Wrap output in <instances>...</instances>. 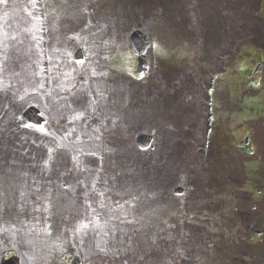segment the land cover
I'll list each match as a JSON object with an SVG mask.
<instances>
[{"label":"rangeland","instance_id":"374dc122","mask_svg":"<svg viewBox=\"0 0 264 264\" xmlns=\"http://www.w3.org/2000/svg\"><path fill=\"white\" fill-rule=\"evenodd\" d=\"M157 1L44 0L47 5L44 6L46 14L50 19L48 22L41 16L38 0H7L6 4H0V14L1 11H7L10 2L14 8L19 6L14 14L20 10L23 12L21 19L17 15L6 18L5 14L0 20V106L5 102H10L14 107H21L23 103H35L48 118L50 125L55 124L56 129L58 126L59 130L63 121L68 123L67 126H61V133L65 138L63 144L69 151L73 172L78 170V173L77 180H72L74 183L64 195L71 197L66 200L74 202L72 197H75L77 203L84 207V200L91 191L96 195L100 192L101 195L116 188L120 195H126V204H129L130 193L136 197L134 202L139 201V196L142 197V203L145 201L144 197H149L151 204H158L163 212L174 208L175 211L172 212L180 214L179 221L173 222L171 231L175 237L166 233L156 241L151 236L133 233V228L127 227L131 220L123 207L106 203L102 206L105 209L102 214L106 216V221H112L118 226L119 233L115 226L106 224V221L102 225L97 221L96 229L91 230L89 237L82 242L84 232L82 227L77 228L76 223L65 221L66 224L59 223L55 229L53 225L47 224L40 227L32 219L25 218L29 212L32 216L33 209H38L35 197L40 193H47L48 184L59 182L60 186V181L64 183L58 176L68 171L66 161H62V169L58 171L57 177L53 175L51 178L53 182L47 180L48 184H41L40 179L36 180L38 183L28 184L36 179L33 173L25 179L19 173L11 174L6 183L0 182V219L6 215L5 210H8L13 218L5 221L15 220L16 223L8 222L0 226V248L9 246L17 254L21 264H57L64 252L89 264H143V260L146 264H264V184L254 182L248 185L247 190L244 188L246 176L250 179L254 177L251 174L256 169V165L253 166L255 163L260 168L257 176L264 180V56L258 73L253 78L256 83L253 87L259 88V91L248 94L258 102L260 117H240L245 126L239 133L248 137L255 153L253 156L239 155L236 180H232L231 175L228 177L224 169L223 186L209 184L208 176L201 171V154L194 153L193 150L191 155L185 157L178 156L179 152L175 153L177 168H181V163L185 161L192 165H185L179 171L175 169L173 175L169 172L159 175L153 169L167 153L169 138L173 132L180 133L182 126H189V122L181 123L187 119V95L196 90L203 92L207 76L219 72L222 66L230 71L240 60L239 57L244 55L242 51L238 52L236 44L248 43L245 47H258L264 55V22L260 21L264 17V10H259V0H164L174 4L176 11L168 16L166 22H158L153 13ZM91 16L95 17V21L91 20ZM136 26L152 41L165 45L172 41L177 45L176 48L181 46L182 49L177 51H188L187 56L184 52L178 57L175 55V71H171L173 66L167 60L163 65V72L170 73L166 78L172 80L175 95L171 92L166 98L155 100L152 89L157 75L150 67L138 82L142 83L141 86L131 80L129 85L125 84L126 78H113L116 74L110 73L106 68L110 52L116 48L117 52L124 50L128 31ZM44 27L51 36L50 58L47 60L51 65L48 70L49 75L51 74V91L47 93L44 87V55L42 56ZM217 37L218 41L211 40ZM236 40L238 41L235 42ZM179 42L182 43L178 45ZM185 42L190 44L191 50L186 48ZM78 47L84 52L85 62L67 64V57ZM229 57L234 59L224 60ZM58 69L63 71L58 72ZM193 80L197 81L198 87L193 84ZM101 85L105 89L99 91L97 87ZM159 85L162 89L164 81L160 80ZM110 88L120 90L109 92L106 101H99L97 93L105 94ZM125 88L128 90L126 95L121 91ZM216 90L221 91L222 96L218 99V111L227 115L226 85L218 86ZM196 98L203 100V96L202 99ZM94 103L89 108V104ZM192 108L195 109V106ZM159 109L161 118L155 112ZM197 111L200 118L193 146L198 143L200 135L202 102L197 103ZM175 113L182 120H177ZM81 123H89V127L83 130ZM50 125L46 131L45 128L32 130L37 146L39 141L36 140L44 132L51 137ZM153 129L159 148L143 154L137 153L132 142L133 135L138 132L151 133ZM92 137L97 138V142ZM75 138L80 139L79 144L75 145ZM54 143L57 145L56 149L61 148L59 141ZM108 144L114 148H107ZM16 149L23 153L27 151L21 146ZM66 155L68 156L67 152ZM50 158L51 152L48 154L49 166ZM140 158L144 161L141 171L137 168ZM250 162H254L253 167L249 166ZM27 163L33 172L39 164L36 154L32 153V162ZM82 170L86 180L81 178ZM188 178L194 179L195 191L189 195L174 197L163 204L166 197L171 195V188L175 185L183 187ZM82 184H93L94 187L90 186L88 189ZM204 189L215 190L217 196L225 195V202L214 206L207 204L208 202L198 205L196 200H201ZM258 189L260 193L256 194ZM91 195L94 200L97 198ZM214 196L215 193L208 194L205 200L215 201ZM252 198H255L254 201H250ZM228 199L233 210L229 214H223L222 207L228 205ZM95 201L99 202L98 199ZM252 202L254 209L250 207ZM188 216H191L190 220ZM18 218L21 219L17 221ZM141 218L143 214L138 213L137 220L140 221ZM163 220L167 228H170L167 225L168 217ZM212 224L219 234L207 248L209 226ZM256 232L261 234L256 235ZM92 234L102 240L96 237L92 239ZM119 234H123V238ZM118 236L124 242L123 245H110L109 242L117 244ZM104 241L108 243L107 247ZM150 242L154 244L153 248L150 247Z\"/></svg>","mask_w":264,"mask_h":264},{"label":"water","instance_id":"95a60500","mask_svg":"<svg viewBox=\"0 0 264 264\" xmlns=\"http://www.w3.org/2000/svg\"><path fill=\"white\" fill-rule=\"evenodd\" d=\"M130 43L131 46L139 51H142L143 47L145 46V41L144 38L139 34V33H134L131 37H130ZM79 52L76 54L75 58H78ZM38 123L37 122V111L34 109H28L25 114L23 115V123ZM141 141H149V138L147 137H140ZM139 142V141H138ZM1 264H18L17 260L14 258H11L5 262H2Z\"/></svg>","mask_w":264,"mask_h":264},{"label":"flooded vegetation","instance_id":"af4514ba","mask_svg":"<svg viewBox=\"0 0 264 264\" xmlns=\"http://www.w3.org/2000/svg\"><path fill=\"white\" fill-rule=\"evenodd\" d=\"M218 119L216 117H212L211 118V134H210V141L212 140V138L216 135L217 133V124ZM173 148H170L171 152H175L176 151V147H174V145H172Z\"/></svg>","mask_w":264,"mask_h":264},{"label":"snow or ice","instance_id":"6c2138e0","mask_svg":"<svg viewBox=\"0 0 264 264\" xmlns=\"http://www.w3.org/2000/svg\"><path fill=\"white\" fill-rule=\"evenodd\" d=\"M7 0H0V4H6ZM82 227H87V225H83Z\"/></svg>","mask_w":264,"mask_h":264}]
</instances>
